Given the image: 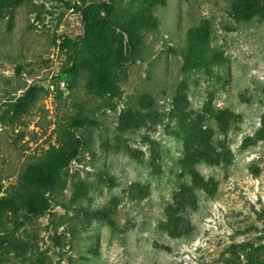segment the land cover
<instances>
[{"label": "rangeland", "instance_id": "374dc122", "mask_svg": "<svg viewBox=\"0 0 264 264\" xmlns=\"http://www.w3.org/2000/svg\"><path fill=\"white\" fill-rule=\"evenodd\" d=\"M0 264H264V0H0Z\"/></svg>", "mask_w": 264, "mask_h": 264}, {"label": "trees", "instance_id": "16d2710c", "mask_svg": "<svg viewBox=\"0 0 264 264\" xmlns=\"http://www.w3.org/2000/svg\"><path fill=\"white\" fill-rule=\"evenodd\" d=\"M191 32L202 38L209 33V29L207 25L201 24ZM74 45V42L68 39L60 46L62 49L71 50L74 48ZM214 60L217 65L222 63L217 56H215ZM67 61L69 66L66 67L64 72L75 76L78 75L80 67L76 55L69 54ZM119 78V73L113 75L114 82H117ZM30 99V90H27L15 102L10 103L9 111L12 112L14 116L25 112L30 103ZM88 123V119H79L75 121L73 126L83 127ZM73 158L74 155L72 153H66L62 149H52L48 151L41 159L39 165L33 168L35 174L25 176V183L27 184L26 186H28L27 188H40L44 190L50 188V186L58 181V175L67 167L68 163L71 162ZM6 201L9 210L14 212L22 211L29 215H40L45 211V206L40 205V203H38L32 196H16L6 199Z\"/></svg>", "mask_w": 264, "mask_h": 264}]
</instances>
